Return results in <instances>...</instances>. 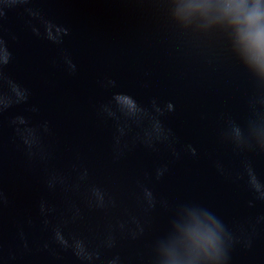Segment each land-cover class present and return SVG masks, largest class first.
<instances>
[{"label":"water","instance_id":"water-1","mask_svg":"<svg viewBox=\"0 0 264 264\" xmlns=\"http://www.w3.org/2000/svg\"><path fill=\"white\" fill-rule=\"evenodd\" d=\"M178 2L0 0V264H164L206 214L264 264V75Z\"/></svg>","mask_w":264,"mask_h":264},{"label":"clouds","instance_id":"clouds-1","mask_svg":"<svg viewBox=\"0 0 264 264\" xmlns=\"http://www.w3.org/2000/svg\"><path fill=\"white\" fill-rule=\"evenodd\" d=\"M176 8L178 18L192 15L220 19L219 27L232 30L236 50L244 62L264 75V0H179ZM10 56V50L0 40V62L7 63ZM118 98L135 108L130 96L119 94ZM225 237L223 224L206 214L205 220L173 242L164 264H227Z\"/></svg>","mask_w":264,"mask_h":264}]
</instances>
